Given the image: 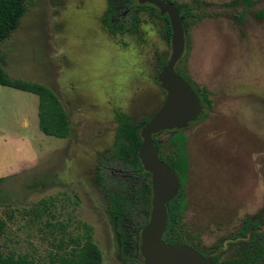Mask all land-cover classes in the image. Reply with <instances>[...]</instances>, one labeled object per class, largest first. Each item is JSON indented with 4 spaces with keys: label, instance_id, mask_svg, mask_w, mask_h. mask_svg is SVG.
<instances>
[{
    "label": "rangeland",
    "instance_id": "rangeland-1",
    "mask_svg": "<svg viewBox=\"0 0 264 264\" xmlns=\"http://www.w3.org/2000/svg\"><path fill=\"white\" fill-rule=\"evenodd\" d=\"M165 1L202 13L184 19L176 67L199 97L205 88L210 107L202 102V116L160 133L157 143L164 155L173 150L171 136L181 135L188 157L181 223L202 241L221 242L264 209V0ZM106 4L30 0L0 43L6 75L51 90L68 124L63 137L43 133L36 94L0 85L2 254L71 264L77 243L88 238L100 264H125L126 245L95 205L94 163L112 145L118 117L146 122L158 108L163 92L155 75L169 43L164 18L145 6L135 12V33L108 31Z\"/></svg>",
    "mask_w": 264,
    "mask_h": 264
},
{
    "label": "trees",
    "instance_id": "trees-1",
    "mask_svg": "<svg viewBox=\"0 0 264 264\" xmlns=\"http://www.w3.org/2000/svg\"><path fill=\"white\" fill-rule=\"evenodd\" d=\"M113 3L116 0H108ZM30 0H0V43L9 36V34L18 25L23 17L27 4ZM240 2L246 6L252 5L251 0H235L230 3ZM229 4V3H228ZM114 6V5H112ZM178 10L183 29L185 27L184 19L199 18L201 14L194 13V9L188 5L175 6ZM262 12H258L261 14ZM242 15V13H241ZM166 23V30L163 37L169 43V25L166 15L162 16ZM135 22L131 20L130 24L122 26L121 30H133ZM163 65V64H162ZM179 74V69L175 68ZM180 75V74H179ZM0 85L10 86L19 90L36 94L38 127L49 135L57 137L65 136L68 130V124L64 111L58 109L56 95L47 87L19 79H10L3 71L0 65ZM200 101L206 108L210 107V100L206 96L205 88H200ZM54 111L52 119L47 116V110ZM60 118V119H56ZM145 122H133L128 117L117 118L114 140L111 146L98 157L97 176L98 182L92 187L96 195L95 205L104 210V214L109 221L113 223V229L118 235L119 243L123 246L127 242L134 254L136 237L140 228L147 220L150 207V181L149 175L141 167L136 156L137 148L140 143L139 128ZM180 137L178 133L171 136V158L168 161L169 167L183 178V152L180 148ZM117 164L115 167L114 165ZM183 199L181 193H178L168 203H166V225L162 233L163 242H182L185 239L186 229L181 223V211L183 208ZM248 223V220L245 221ZM244 223V224H245ZM3 221L0 219V235L3 232ZM78 249L73 251L71 264H100V253L97 247L85 238L82 243H77ZM264 252V251H263ZM251 256L248 263L242 264H264V253L259 259ZM126 264H141L134 259V256L126 258ZM262 260V262H261ZM130 261V262H129ZM0 264H34L25 256H14L12 254H2L0 252Z\"/></svg>",
    "mask_w": 264,
    "mask_h": 264
},
{
    "label": "water",
    "instance_id": "water-1",
    "mask_svg": "<svg viewBox=\"0 0 264 264\" xmlns=\"http://www.w3.org/2000/svg\"><path fill=\"white\" fill-rule=\"evenodd\" d=\"M152 4L167 17L169 25V54L156 74V81L164 91L158 108L139 128L140 143L136 156L144 171L150 175V207L147 220L139 230L138 250L142 264H211L191 247L161 240L166 225L165 204L176 196L179 180L161 159L153 143V134L162 130H179L193 122L202 110L197 95L175 71L174 66L184 49V29L176 7L165 0H136Z\"/></svg>",
    "mask_w": 264,
    "mask_h": 264
},
{
    "label": "flooded vegetation",
    "instance_id": "flooded-vegetation-1",
    "mask_svg": "<svg viewBox=\"0 0 264 264\" xmlns=\"http://www.w3.org/2000/svg\"><path fill=\"white\" fill-rule=\"evenodd\" d=\"M145 4L150 5V6H146ZM106 5H107L106 8H104L102 11V14H103L102 15L103 16L102 21L105 23V26L107 27L108 31H112L113 27H117L118 31H119L117 34H119V35H122L124 33H135L136 21H137L135 12L137 13L138 9L141 8L142 6H145V7H148L150 9L155 10L154 15H156V16H158V15L163 16L164 15V14H160L158 12V10L152 4L144 3V5H143V4L137 3V1L135 3H132V2H128L127 0H124V1H120V2L111 3L107 0ZM112 5H114V6H112ZM131 20H132V22L133 21L135 22L133 24L134 29L130 30V31L121 30L122 26L123 25L126 26L127 24H130ZM175 68H176V64L174 66V69ZM155 80H156V75H155ZM157 85H158V83H157ZM193 91L195 92L194 89H193ZM162 92H163V97H164V91L162 90ZM195 94L197 95V97L200 101V97L198 96V94L196 92H195ZM200 103L202 104V109H203V103L201 101H200ZM201 112H202V110H201ZM201 112H200L199 116L197 117V119L200 116H202ZM190 123H192V122H190ZM190 123H188V124L190 125ZM189 125H187V126H189ZM179 130H182V129H179ZM164 131H174V130H162V131L154 133L152 137H153V143H154V146L157 150V154H158L159 159L164 161L169 166L168 161L172 156L171 151L165 153L164 155H161L160 154V147L158 146V143H157L158 135ZM102 154H100V155H102ZM100 155L98 154L96 156V161L94 163L95 164L94 165V172H95L96 176H97V168H98L97 159ZM187 160H188L187 154L183 152V171H184V173H183L182 179H180L179 175L174 172L177 175L178 180H179V188H178L177 194L182 193L181 187H182V184L184 183V181L187 177V172H188L187 171L188 170L187 169ZM148 175H149V173H148ZM96 178H97V182H98V180H99L98 176ZM149 181H150V175H149ZM182 197H183V203H184L183 194H182ZM165 206H166V204H165ZM183 210H184V205H183V208L181 211V215H182ZM246 220H248L247 224L245 223ZM235 234L236 235H234L230 238H226L224 241H221V242H217V241L207 242V241H202L201 235L199 233H197L196 231H194L193 233L186 231L185 239L182 242H173V243L183 244V245L191 247L193 250H195L202 257L209 258L211 264H242L243 262L248 263L250 261L251 256L252 257L256 256V254H255L256 251H258L257 257L260 259L264 253L263 252L264 251V209L262 210L261 213H259V215L255 216V217L251 216L249 218H245L242 222H240L238 227H237V231ZM138 243H139V234L136 237V243L134 246V254H133V253H131L132 249L129 247L127 242H124V244L127 247V249L125 250L126 253H124V254L126 255V258H130V256L132 257V255H133L134 259L142 264V258L140 256L139 250H138ZM166 243H169V242H166ZM124 244H123V246H125ZM119 246L123 247L120 243H119ZM122 260H126V259L123 257ZM261 262H262V260H261Z\"/></svg>",
    "mask_w": 264,
    "mask_h": 264
},
{
    "label": "crops",
    "instance_id": "crops-1",
    "mask_svg": "<svg viewBox=\"0 0 264 264\" xmlns=\"http://www.w3.org/2000/svg\"><path fill=\"white\" fill-rule=\"evenodd\" d=\"M16 170V169H15Z\"/></svg>",
    "mask_w": 264,
    "mask_h": 264
}]
</instances>
